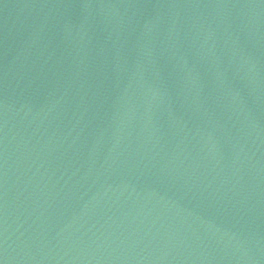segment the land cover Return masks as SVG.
Instances as JSON below:
<instances>
[{
    "label": "water",
    "instance_id": "1",
    "mask_svg": "<svg viewBox=\"0 0 264 264\" xmlns=\"http://www.w3.org/2000/svg\"><path fill=\"white\" fill-rule=\"evenodd\" d=\"M0 264H264V0H0Z\"/></svg>",
    "mask_w": 264,
    "mask_h": 264
}]
</instances>
